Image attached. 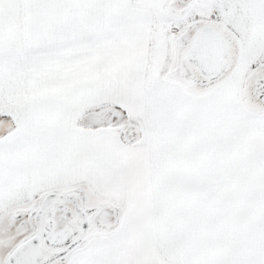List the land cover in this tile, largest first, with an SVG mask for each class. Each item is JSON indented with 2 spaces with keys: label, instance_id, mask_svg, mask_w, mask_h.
<instances>
[{
  "label": "snow or ice",
  "instance_id": "1",
  "mask_svg": "<svg viewBox=\"0 0 264 264\" xmlns=\"http://www.w3.org/2000/svg\"><path fill=\"white\" fill-rule=\"evenodd\" d=\"M0 264H264V0H0Z\"/></svg>",
  "mask_w": 264,
  "mask_h": 264
}]
</instances>
